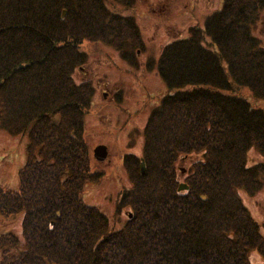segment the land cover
<instances>
[{
	"label": "trees",
	"instance_id": "obj_1",
	"mask_svg": "<svg viewBox=\"0 0 264 264\" xmlns=\"http://www.w3.org/2000/svg\"><path fill=\"white\" fill-rule=\"evenodd\" d=\"M54 2L0 0V128L27 133L17 190L0 187V216L21 214L23 247L11 234L0 235V264H248L251 249L264 258V237L237 193L253 194L261 185L264 106L235 91L245 86L264 102V44L250 31L264 0H222L200 26H189L186 36L161 46L156 73L166 90L143 127V175L135 157L123 156L131 188L121 194L119 206L131 210L116 230H108L106 217L80 199L83 183L99 174L89 170L82 139L81 114L90 89L75 83L72 71L85 57L76 35L97 20L77 19L75 27L50 37L39 9ZM77 2L71 5L76 8ZM97 3L104 8L102 0ZM65 4L56 6V19L69 16ZM39 15L41 24L34 19ZM107 16L118 25L88 32L126 59L139 39L136 25L119 13ZM40 36L61 42L55 50L65 54L50 57L42 68L31 62ZM17 84L27 87L26 93ZM5 100L19 103L8 112ZM250 146L262 159L247 165ZM191 151L199 157L184 178L187 188L179 192L173 162ZM159 203H166L161 209L170 204L175 209L157 218ZM16 246L24 250L11 255L8 249Z\"/></svg>",
	"mask_w": 264,
	"mask_h": 264
},
{
	"label": "rangeland",
	"instance_id": "obj_2",
	"mask_svg": "<svg viewBox=\"0 0 264 264\" xmlns=\"http://www.w3.org/2000/svg\"><path fill=\"white\" fill-rule=\"evenodd\" d=\"M71 1L57 0L39 9L49 27L42 28L50 37H57L60 36L62 29L75 27L77 19L85 20L91 17V21L97 20L96 24H90V29L80 30L76 35L79 37L78 48L85 57L83 62L74 63L72 71L75 82L84 79L91 83L79 82L87 83L88 85L82 86L90 89L89 105L84 111L86 113L81 114L82 139L88 150L89 170L99 174L97 178L83 183L80 199L106 217L108 230H116L123 225L131 210L128 204L119 206L121 194L131 188L123 156L129 154L136 158L137 172L142 162L144 172V161L139 158L142 153L143 127L150 111L166 90L165 84L156 73L158 52L166 41L177 36H186L189 26H200L204 18L218 8L221 0H132L126 7L120 0H102L106 10L102 8L108 11L107 13H103L97 0H78L76 8L71 5ZM63 3L70 7V14L64 19H56L55 8ZM91 6L96 13L98 11L101 13L97 15ZM60 11L63 17L65 8L61 7ZM117 13L128 16L136 25L139 35V39L132 43L126 59L121 57L117 48L99 37L91 38L88 32L103 30L107 25L117 24L115 19L107 16ZM39 18L34 19L41 24L43 18L41 15ZM131 31L132 28H129L128 36L131 35ZM250 31L264 44V8L251 24ZM86 32V35L80 36ZM46 41L40 36L39 49L32 53L31 62L36 61L37 67L42 68V64L48 62L50 57L65 55L63 48L55 50L58 44H62L61 42ZM65 51L73 53L71 49ZM17 86L25 88L26 93L27 87L18 84ZM235 91L248 98L251 104L264 106L261 99L250 96L247 87L240 86ZM18 103L19 100H5L6 110L8 112L13 110ZM2 117H5V113ZM26 143L27 133L10 134L0 128V187L4 190H17V171L26 157ZM99 144L104 145V153L100 158H94L93 148ZM198 154L199 152L191 151L187 155L176 157L173 162L176 186L183 182L191 171L190 165L197 160ZM244 155L247 165L255 164L262 159L259 152L251 146L246 148ZM257 179L261 185L255 193L248 194L243 189H238L237 193L250 217L258 222V230L264 236V175L258 176ZM179 189V192H182L183 185H180ZM159 204L158 207L155 206L157 218H162L163 212L168 213L175 209L171 204L166 209H161L159 207L165 206L166 203ZM21 230V214L0 216V235L11 234L17 239L20 248L23 247ZM66 231L68 232L67 228ZM173 241V239L167 241V245ZM23 250L24 248L19 249L16 246L14 249H8V252L16 255ZM247 260L249 264L264 262V258L252 249L248 252Z\"/></svg>",
	"mask_w": 264,
	"mask_h": 264
},
{
	"label": "water",
	"instance_id": "obj_3",
	"mask_svg": "<svg viewBox=\"0 0 264 264\" xmlns=\"http://www.w3.org/2000/svg\"><path fill=\"white\" fill-rule=\"evenodd\" d=\"M103 149H104V145H102V144L96 145V146L93 148V155H94L95 157H97V158H100V157L102 156V154L104 153V152H103ZM139 171H140V173H143L142 162L140 163Z\"/></svg>",
	"mask_w": 264,
	"mask_h": 264
}]
</instances>
